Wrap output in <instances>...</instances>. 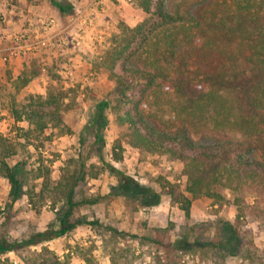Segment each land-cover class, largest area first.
<instances>
[{"label":"rangeland","instance_id":"374dc122","mask_svg":"<svg viewBox=\"0 0 264 264\" xmlns=\"http://www.w3.org/2000/svg\"><path fill=\"white\" fill-rule=\"evenodd\" d=\"M58 1L73 10L62 15L52 0H0L1 14L12 6L16 12L9 23L0 14V157L11 164L24 163L25 189L32 195V200L25 195L12 205L10 183L0 172V239L27 238L57 223L56 187L79 167V153L84 150L92 154L85 160L88 175L78 183L76 199L96 201L80 205L75 218L96 223L79 224L64 236L8 252L1 259L7 264H35L34 253L47 247L52 253L42 256L50 257L45 264H210L205 249L176 254L148 238L165 242L187 238L189 244L216 238L226 239L235 251L226 257L228 264H264V219L253 214L237 218L231 201L214 205L206 196L192 203L187 218L181 207L188 194L183 158L127 142L128 126L117 91L118 76L137 78L135 97L144 104L146 121L180 136L184 124L163 99L164 107L155 106L145 85L144 74L152 72L149 63L158 56L181 83L215 89L249 110L252 96L260 93L259 84L264 82V61L253 63L251 54L257 48L264 53V0H153L167 13L182 17L166 24L143 10L138 0ZM39 17L56 19L44 36L51 44L30 51L27 62L14 66L16 75L10 59H4L12 44L9 36ZM102 100L110 102L104 163L90 149L94 136L85 131ZM24 108L49 113L42 132L26 119H15L14 112L23 114ZM27 128L36 132L29 134ZM189 132L199 142H230L239 136L215 135L209 129ZM114 151L123 153L122 160L112 159ZM130 178L139 185L128 186ZM127 187L135 192L152 188L161 200L143 206L120 193ZM220 191L231 199L227 189Z\"/></svg>","mask_w":264,"mask_h":264},{"label":"trees","instance_id":"16d2710c","mask_svg":"<svg viewBox=\"0 0 264 264\" xmlns=\"http://www.w3.org/2000/svg\"><path fill=\"white\" fill-rule=\"evenodd\" d=\"M138 2L143 10L155 15L163 24L174 23L182 18L167 13L162 3L154 5L153 0H138ZM52 3L62 15H67L73 10V6L58 0H52ZM143 27L144 24L139 25V31H142ZM262 53L259 48L256 52L251 53L253 63H259L258 60L261 58L264 61V53ZM149 67L152 72L144 74L147 79L145 85L149 90L148 94L154 98L153 103L158 107H164L163 103L170 105L175 117L186 128L181 129L183 133L180 136L174 135L176 132H163L154 128L145 119L142 100H136L134 88L137 85V78L118 76L117 91L120 103L123 104L124 121L128 126L127 142L134 147L150 152H170L183 158L188 194L181 200V207L187 218L190 217L193 201L206 196L213 200L214 205H223L231 201L237 207V218L253 214L264 219V82L259 84L261 86L260 93L252 96L250 108L246 111L238 104L237 100V105L233 104L227 95L220 91L212 88L201 90L192 84L181 83L161 64L158 56L150 61ZM141 73L143 74V72ZM109 105L110 102L107 100L98 102L85 128V131H89L94 136L90 149L102 163L105 162L103 156L104 131L109 121L107 114ZM23 111L24 115L16 110L14 112L15 119H26L31 125L35 124L36 130L40 132L47 127V122L43 119L49 115L48 112L41 114L38 110L26 108ZM204 129L211 130L215 135L238 133L239 136L237 140L230 142L219 140L199 142L193 139L189 132V130L198 132ZM36 130L26 129L29 134ZM80 143L83 147L85 146L84 136ZM84 151L79 153L77 160L80 164L79 167L68 177L66 183L56 187L60 202L58 206H56L58 202L53 205L57 223L27 238L16 240L1 238L0 264H7L5 260L1 259V256L8 252L25 250L27 247L37 246L64 236L82 223H96L86 218H75V212L80 205L96 201L94 198L76 199L77 185L80 181H84L88 175L85 160L92 154L90 151L84 154ZM122 158V152L114 151L113 160L120 161ZM109 167L113 171L116 170L112 164H109ZM0 172L10 183L9 199L12 205L25 195L32 200V195L25 189L24 163L22 161L11 164L6 157H0ZM128 184V186L139 185L131 178ZM220 188L227 189L231 194V199H228L220 191ZM120 193L139 201L143 206H155L161 200L160 193L152 188L135 192L127 187L123 188ZM250 197H253V200L249 203ZM231 229L233 234H237L235 228L231 226ZM148 239L170 252H176V254L192 249L199 252L205 249L204 252L211 255L212 262L210 264H228L225 260L226 257L235 254L232 245L226 239L213 238L202 242L197 239L190 244L187 238L177 239L174 242H165L162 238ZM44 253L51 254L52 252L47 247H44L42 251L35 252V264H38L39 261L42 262L40 264H45L50 260L48 256L42 257ZM113 261L119 263L115 258Z\"/></svg>","mask_w":264,"mask_h":264},{"label":"built area","instance_id":"2783aa9c","mask_svg":"<svg viewBox=\"0 0 264 264\" xmlns=\"http://www.w3.org/2000/svg\"><path fill=\"white\" fill-rule=\"evenodd\" d=\"M100 2H102L100 0ZM15 7L12 6L10 8V12H3L1 17L5 20H8V23L12 21V19H8L11 15H14ZM56 25L55 18L44 19L43 17H39L35 22L31 21L27 26H24L23 29L19 32L11 34L10 41L11 45L8 47L9 55L5 56L4 59L8 60L17 55H24L29 53L30 51L37 52L42 46H47L51 44L49 42L46 43L48 38L44 36L46 33L50 32V29ZM45 70V67H43Z\"/></svg>","mask_w":264,"mask_h":264},{"label":"crops","instance_id":"0c3cea01","mask_svg":"<svg viewBox=\"0 0 264 264\" xmlns=\"http://www.w3.org/2000/svg\"><path fill=\"white\" fill-rule=\"evenodd\" d=\"M38 16H44V15H42V14H39ZM10 18H13V15H11L10 16ZM57 20L59 21V23L61 24V22H60V20H59V18H57ZM64 28V27H63ZM16 30L15 31H18L19 29L18 28H15ZM27 56H29V53H26V54H24V55H17V57L15 58V59H11L10 61H11V66L13 67V72L16 74L17 73V71H18V69L15 67L14 68V66H16V65H19V64H21V65H23V63L26 61H28V59L26 58ZM14 60L16 61V63L14 62ZM17 75V74H16ZM194 202V201H193Z\"/></svg>","mask_w":264,"mask_h":264}]
</instances>
